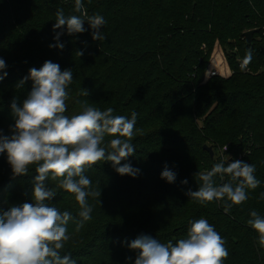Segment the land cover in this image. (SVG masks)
<instances>
[{
	"label": "trees",
	"instance_id": "obj_1",
	"mask_svg": "<svg viewBox=\"0 0 264 264\" xmlns=\"http://www.w3.org/2000/svg\"><path fill=\"white\" fill-rule=\"evenodd\" d=\"M75 0H0V58L7 76L0 81V134L11 137L18 106L32 89V81L17 84L29 69L45 61L71 69L68 109L79 113L83 104L131 118L137 113L135 153L122 160L140 170L136 177L121 176L110 162L87 167L85 175L100 197L89 196L92 219L81 222L75 195L57 188L51 204L72 219L71 239L64 253L77 264H134L136 251L128 244L141 235L161 243L185 238L189 221L207 219L225 239L229 256L224 264H264V248L247 221L255 210L264 217V0H82L89 16L102 15L103 41L92 39V29L60 36L65 47L49 48L60 29L53 31L56 12H74ZM258 30L248 44L243 34ZM222 49L231 72L204 81L212 54ZM248 49L253 58L246 70L240 64ZM82 51L78 56L76 52ZM220 58H215L217 67ZM89 95H81V89ZM107 139H111L108 137ZM229 145L249 151L244 162L256 166L260 181L248 189V200L233 205L213 201L206 205L186 193L197 191L199 173L216 163L203 150ZM165 165L176 174L173 183L161 178ZM37 173L13 176L7 153H0V212L31 203ZM216 184L221 180L217 174ZM187 180V183L182 181ZM63 254V253H62Z\"/></svg>",
	"mask_w": 264,
	"mask_h": 264
},
{
	"label": "clouds",
	"instance_id": "obj_2",
	"mask_svg": "<svg viewBox=\"0 0 264 264\" xmlns=\"http://www.w3.org/2000/svg\"><path fill=\"white\" fill-rule=\"evenodd\" d=\"M74 12L80 15L65 16L62 8L57 10L53 31H61L54 37L57 43L50 44L49 48L62 50L65 45L59 40L63 30L66 28L69 35L83 33L87 31L85 22L92 29L93 40L106 39L101 31L106 23L102 15L89 16L82 0H75ZM76 54L80 57L83 52ZM252 58V49H248L240 64L242 71ZM6 67L5 60L0 58V71ZM6 76L5 71L0 81ZM29 79L33 82L32 89L22 106H18L15 99L11 103L14 134L11 137L0 134V153H7L13 176L27 175L32 168L37 175L33 181L32 202L0 212V264H77L70 252L64 253L65 244L71 239L67 224L72 216L50 203L56 191L49 188L47 182L54 181L57 188L75 195L80 208L81 222L76 226L79 231L83 222L92 219V207L87 198L101 196V191L92 189V181L84 174L87 167L104 161L110 162L121 176L136 177L140 172L130 163L121 164L135 153L132 141L136 135L137 113L133 111L128 118L114 115L111 107L102 111L83 104L79 113L65 115L67 89L73 72L71 69L61 71L59 64L52 61H45L39 69H29L17 87H22ZM80 94L89 95L83 88ZM255 172L256 166L251 163L235 160L225 165L221 161L211 170L199 173L201 186L186 195L202 205L230 201L225 205L227 212L233 205L248 200V189L254 190L260 185ZM217 174L221 180L225 176L229 180L216 184L213 178ZM161 178L173 183L176 174L165 165ZM182 183L186 184L187 180ZM250 216L247 224L256 231L258 243L264 248V217L255 210ZM189 225L186 237L175 243H161L147 235L132 240L128 247L137 253L134 264H224L229 251L215 227L204 218L190 220Z\"/></svg>",
	"mask_w": 264,
	"mask_h": 264
},
{
	"label": "built area",
	"instance_id": "obj_3",
	"mask_svg": "<svg viewBox=\"0 0 264 264\" xmlns=\"http://www.w3.org/2000/svg\"><path fill=\"white\" fill-rule=\"evenodd\" d=\"M215 76H221L219 75V72L217 69H213L210 73V77H215ZM224 77V76H221ZM226 146H227V150H226ZM214 151V158L216 159L217 162H221L224 161L225 165H227V163L233 162L235 160H241L244 161L247 159L248 154H250L249 151H239L236 152L235 149H232L229 145H225L221 148H217Z\"/></svg>",
	"mask_w": 264,
	"mask_h": 264
},
{
	"label": "rangeland",
	"instance_id": "obj_4",
	"mask_svg": "<svg viewBox=\"0 0 264 264\" xmlns=\"http://www.w3.org/2000/svg\"><path fill=\"white\" fill-rule=\"evenodd\" d=\"M215 58H220V63H222V67L220 65H218L217 67L213 66L214 60ZM213 69H217L219 72V75L227 77L228 75H231V72L227 66V63L225 61V55L222 52V49L219 48L218 46L215 48L213 54H212V58L211 61L209 63V67L207 69V72L205 73L204 76V81H207L210 77V73Z\"/></svg>",
	"mask_w": 264,
	"mask_h": 264
},
{
	"label": "water",
	"instance_id": "obj_5",
	"mask_svg": "<svg viewBox=\"0 0 264 264\" xmlns=\"http://www.w3.org/2000/svg\"><path fill=\"white\" fill-rule=\"evenodd\" d=\"M255 32H258V30L248 31L243 34V38L246 40L248 44L252 42V37ZM203 150L209 154L211 159L214 158V151L212 147L204 146Z\"/></svg>",
	"mask_w": 264,
	"mask_h": 264
},
{
	"label": "crops",
	"instance_id": "obj_6",
	"mask_svg": "<svg viewBox=\"0 0 264 264\" xmlns=\"http://www.w3.org/2000/svg\"><path fill=\"white\" fill-rule=\"evenodd\" d=\"M227 77H229V75Z\"/></svg>",
	"mask_w": 264,
	"mask_h": 264
}]
</instances>
